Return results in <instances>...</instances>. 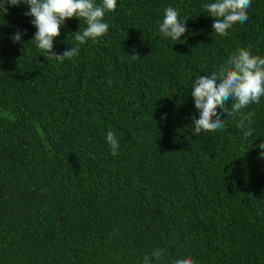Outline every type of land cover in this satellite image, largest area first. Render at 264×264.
<instances>
[{
  "label": "trees",
  "instance_id": "obj_1",
  "mask_svg": "<svg viewBox=\"0 0 264 264\" xmlns=\"http://www.w3.org/2000/svg\"><path fill=\"white\" fill-rule=\"evenodd\" d=\"M210 2L117 0L107 34L83 45L74 33L86 23L67 19L53 51L78 55L63 62L31 40L28 6L6 5L0 264H143L155 250L153 264H264V97L243 110L255 113L245 138L219 107L225 128L196 134L190 95L238 48L264 57V0H251L227 36L212 32ZM168 6L187 20L180 41L156 35Z\"/></svg>",
  "mask_w": 264,
  "mask_h": 264
},
{
  "label": "clouds",
  "instance_id": "obj_2",
  "mask_svg": "<svg viewBox=\"0 0 264 264\" xmlns=\"http://www.w3.org/2000/svg\"><path fill=\"white\" fill-rule=\"evenodd\" d=\"M28 6L25 16L31 17L30 23L35 27L34 37L38 50L42 52L47 60L63 62L78 55V47L71 46L70 49L57 54L53 51L54 38L60 35V29L67 19L77 18L86 23L83 31H76L74 39L79 45L85 44L89 39L95 42L98 38L107 34L109 25L103 22L107 12L115 11L117 0H101L99 4L95 0H0V18L8 14L6 5ZM207 16L213 18L212 32L220 36H227L229 30L237 22L245 23L248 20L247 10L251 7V0H213L203 5ZM186 21L179 18V10L171 6L164 9L162 22H158L156 35L180 41V37L187 31ZM22 33L17 31L12 39L21 42ZM139 54L130 57L138 59ZM191 97L194 107L199 113V118H192L194 132H215L225 128L224 119L220 118L217 107L226 116L238 117L237 126L244 131V137L252 135L251 124L255 113L243 110L251 104L260 102L264 97V57L252 55L246 48H238L235 53L230 54L224 65L218 71L210 75L199 76L191 84ZM230 101V107L226 102ZM166 114L161 117L165 119ZM111 153L116 154L119 141L112 131L106 135ZM258 147L264 149V142ZM264 158V151L260 152ZM161 251L155 250L151 256L143 257V264H153L152 258L159 259ZM172 264H195L191 258L173 259Z\"/></svg>",
  "mask_w": 264,
  "mask_h": 264
}]
</instances>
